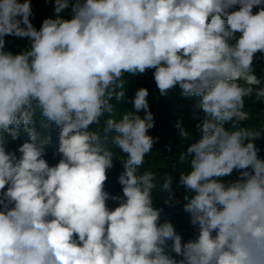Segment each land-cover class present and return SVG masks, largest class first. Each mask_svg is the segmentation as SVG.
Masks as SVG:
<instances>
[{
    "label": "clouds",
    "instance_id": "1",
    "mask_svg": "<svg viewBox=\"0 0 264 264\" xmlns=\"http://www.w3.org/2000/svg\"><path fill=\"white\" fill-rule=\"evenodd\" d=\"M46 2L55 14L37 29L31 0H0V264H264V158L255 143L264 118L242 126L252 119L246 102L264 104V70L255 72L264 0ZM6 36L30 45L14 54ZM150 69L160 96L178 86L203 113L199 139L179 154L189 168L176 186L197 229L187 241L161 219L153 195L180 204L173 175L144 167L159 139L149 134V90H136L134 111L112 115L113 100L126 97L125 74ZM53 125L60 159L50 165ZM175 127L191 141L182 121ZM21 132L28 139L10 149ZM117 160L122 194H111Z\"/></svg>",
    "mask_w": 264,
    "mask_h": 264
},
{
    "label": "trees",
    "instance_id": "2",
    "mask_svg": "<svg viewBox=\"0 0 264 264\" xmlns=\"http://www.w3.org/2000/svg\"><path fill=\"white\" fill-rule=\"evenodd\" d=\"M33 16L30 18L34 27L37 29L40 28L42 21L45 18L52 17L54 13V7L52 3L46 2V0H31ZM239 10V6H233L229 11ZM258 9L254 8V12ZM62 15L67 16V12L62 13ZM239 35V34H237ZM5 48L7 51H12L14 54L19 53L21 50L29 47L30 42L26 41V38H19L14 36L5 37ZM234 42V41H230ZM259 56V53L257 54ZM264 70V62L255 61V72L257 75L262 74ZM153 71L148 70L142 75H129L125 74L124 79L127 81L125 84L126 88V97L124 101L116 102L113 100L114 104V113L112 114L116 119H120L122 114L125 111H128V100L134 97V94L137 89L145 87L149 90V105L151 111L154 113V119L158 122L160 126V131L156 133L155 137H158V142L154 145L155 149L158 150L157 159L164 160L166 166L164 169L165 173H171L174 177L173 186L176 189L178 198L181 200V203L175 207L169 208L164 206L162 198L163 194L161 192L154 191L153 195L156 201V206L164 207V214L162 215V220L170 219L176 227V231L180 234L184 241H187L190 238H193L197 233L193 231L183 230L177 226V222L183 218H190L189 214L183 211V203L186 201L183 200V196L186 193V190L183 188H178L176 182H178L179 175L181 172H185L189 168L188 161L181 162L179 160V154L181 151H185L188 143L195 142L200 137V133L196 129V124L203 119V113L195 109V105L198 103V97H184L181 95V90L177 86L167 96H160L158 89L156 87ZM252 119L242 122V126H248L253 123L256 127H259L261 121V111L264 109V104L257 103L253 100H248L246 102ZM199 118H196V117ZM41 119L40 113H36V122L37 126ZM182 121V126L189 132L191 136V141L183 140L178 134V129L175 127L177 121ZM103 124V119L101 121ZM95 127V126H94ZM226 129L231 128L230 123L224 125ZM49 134L51 135V143L46 146V156L45 159L48 160L50 165H54L56 160L60 159V156L57 154L54 158V153L58 148V135L59 130L53 125L50 129ZM28 137L25 133L21 132V136L18 140L11 142L9 144L10 149H16L22 142L27 140ZM258 148L261 149L259 155L261 158H264V139L262 141H255ZM171 145V151L168 150V146ZM237 174L234 172L231 176L225 177V180H235ZM106 190L111 194H122V188L117 181L112 180L108 177L106 182ZM118 202L108 201V206L114 208L117 206Z\"/></svg>",
    "mask_w": 264,
    "mask_h": 264
},
{
    "label": "rangeland",
    "instance_id": "3",
    "mask_svg": "<svg viewBox=\"0 0 264 264\" xmlns=\"http://www.w3.org/2000/svg\"><path fill=\"white\" fill-rule=\"evenodd\" d=\"M26 41H29V40L26 38ZM5 50H6V48H5ZM131 100L132 99H129L128 100V111H134L133 105L131 103ZM138 114L141 115L142 117L144 115L143 111H141ZM248 126H255V125L253 123H251ZM158 131H160V126H159L158 122L155 121V127L149 131V134L155 137L156 136V133ZM262 140L263 139H260V141H262ZM158 153H159L158 150H156L155 147H153V150L145 158V165H144V167L146 169H150V170L156 172L158 176L162 177L165 174L164 170H162V169L165 168L166 163H165L164 160H161V159L158 160L157 159ZM57 162H58V160H56V163ZM122 170H123L122 169V166H121L120 162L117 160V161L114 162L113 169H111L108 172V177L111 178L114 181H117V177H118L119 173ZM174 189H175V187H174ZM176 196H177V193H176ZM177 198H178V196H177ZM177 226L180 229H183V230H187L188 229L189 231H193V232H196L197 233L196 227H194L193 225L190 224V218H183L182 220H179L177 222Z\"/></svg>",
    "mask_w": 264,
    "mask_h": 264
}]
</instances>
